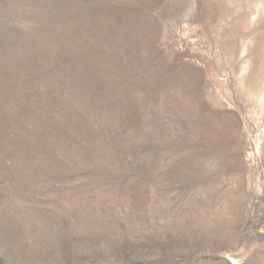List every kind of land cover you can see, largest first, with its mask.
Returning <instances> with one entry per match:
<instances>
[{
  "label": "rangeland",
  "instance_id": "obj_1",
  "mask_svg": "<svg viewBox=\"0 0 264 264\" xmlns=\"http://www.w3.org/2000/svg\"><path fill=\"white\" fill-rule=\"evenodd\" d=\"M0 264H264V0H0Z\"/></svg>",
  "mask_w": 264,
  "mask_h": 264
}]
</instances>
